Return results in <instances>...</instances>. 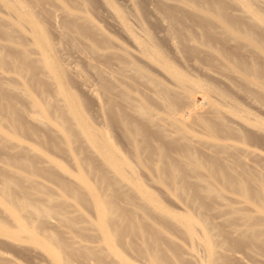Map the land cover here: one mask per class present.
I'll list each match as a JSON object with an SVG mask.
<instances>
[{
  "label": "rangeland",
  "instance_id": "obj_1",
  "mask_svg": "<svg viewBox=\"0 0 264 264\" xmlns=\"http://www.w3.org/2000/svg\"><path fill=\"white\" fill-rule=\"evenodd\" d=\"M37 1L35 0V2H33L32 4H38ZM43 1H45V4L43 2H41L42 5L40 4V2L39 4L46 10V13L47 10L53 9V7L49 5L52 0L50 1V3H48L47 0ZM75 1L77 0H68L67 2L69 3L66 2L67 4L62 3L64 2V0L59 1L61 2L60 4L57 2V0L52 1L55 4H51H53L54 6L56 5L55 11L53 12L58 13L55 15V13L51 12L52 10L48 11V13L50 12V15L52 17L49 16L48 13L46 14L44 12L45 10L40 8L37 4H35L33 8L35 11L38 10L36 13H39L38 16L39 19L41 18V21L43 15L46 14L43 18L44 24L48 22L46 19L50 21L49 17L53 18V16L55 15V21H51L50 24H52L54 28H57L58 26H56L54 22H56L57 25H60L58 24V22H61L63 18V15L59 13L60 6L66 9H72L71 6L78 3L81 6H78L79 8L77 7V5L73 6V9L76 10L75 12L82 13L83 8H85L87 11V17L96 25H98V28L102 34L104 33L105 35H110L111 38L116 42H120V44H122L123 46L131 49L132 43L130 41V38L128 39V37H126L127 35L125 36L124 33L122 34L121 30H119L118 32L119 28L117 29L116 26L113 27L111 18H109L110 16H112L111 13L113 7L117 8L118 6L119 8L117 9L125 14V17L127 15L126 19L129 17V20L127 19V22L130 28H134L133 30H135V33H142L143 31H145L150 36H152L154 39V43L159 50L158 53L166 60H168L171 65H173L177 69L187 72L194 77L196 76V78L200 77V79L203 78L206 79V81H212L217 85V87L224 90L228 94V96H231V98L240 106L243 112L249 116L250 123L264 121V110L261 111V108L257 106V103L255 101H249V97L247 98V95H245V93L248 92V87L233 77V73L230 72L224 59L225 57H229L232 61L254 62L264 67V53L257 50L255 47L248 46L241 40H234L230 32L226 34V32H224L219 27L214 15H210L207 17L211 26V34L205 36L203 34L204 30L202 26L204 18L201 17V14L198 12L197 7L187 3L186 1L103 0V3H106V1L108 2L106 3L107 7L105 4V7H102V0H100V2L99 0H92L91 2L89 0H84L85 2L81 0V2L83 1L82 3L80 2V0H78L79 2L77 1L76 3H74ZM30 2H32V0H30ZM257 2L258 0L256 1V3ZM70 3L74 4L72 5ZM259 3H261L262 5H260ZM263 3L264 0H259V2L257 3V6L259 7L262 15H264ZM225 5L228 13L231 16L240 18L243 21L244 19H246L243 16V12L240 7L234 5L231 2H227L225 3ZM36 6L37 8H35ZM130 7L133 9V11H131ZM56 8H58L57 11L59 12L56 11ZM76 8H78V10ZM109 8L111 9V13L109 11ZM167 10L174 13L179 20L178 26L180 33L178 37L176 35V37L172 39L174 41H172L171 39V41L169 39H166L168 38L166 35H169V33L165 34L164 32L166 31L163 28L167 25H162L165 23L167 24V22H165V13H162ZM0 11V17L2 18L5 14L8 13L6 7H4L2 3H0ZM86 11H84L85 15ZM57 15L62 16L58 22L56 21L58 20ZM5 16L6 18H4L3 20L7 19L13 21V19L8 18H13V15L7 14ZM158 16L164 17V20H161L162 23L160 22V18L162 17ZM132 17L134 18L132 19ZM158 18L159 20L156 21V19ZM108 19H110V22ZM45 20L47 22H45ZM159 23L161 24L159 25ZM50 24L44 25L47 30L52 26ZM23 27L22 32H25L26 29H23ZM54 28L51 27L52 30L49 29L48 33L52 34L53 32H55L54 35L58 33V30H53ZM165 28L166 30H168L167 27ZM57 29H59L58 34L60 36L63 35L60 34V28L58 27ZM50 31L53 32L50 33ZM162 33H164L165 37L162 36ZM58 34L57 36L55 35V37H52L54 36L53 34L50 36V38L52 37V41L57 45H59V40H61V38L64 42L68 41L66 40V38H64L65 35L60 37ZM188 35L192 36V40L190 41L191 43H188L187 45L184 42V39H187ZM21 36L22 35H20V37ZM1 38H5L2 39V41H8V43L7 41H4L8 46L4 42L2 43L1 40L0 46L6 45L7 47L4 48L8 50L9 46H11V40L9 41V39L4 37L3 35L0 37V39ZM54 38H56V40ZM177 38L179 40V43L177 42ZM57 41L59 42L57 43ZM169 41L172 44H169ZM28 42L29 44L31 42L29 38L27 36H23L20 43L21 45L22 43H26V45H28ZM14 43H16V46L20 44L19 42L15 41ZM65 43L62 44L61 40L62 50L66 51V49H63ZM67 43L70 42L68 41ZM81 43V41L76 42V48L74 47V50L76 49L75 52L71 51L73 49V46H71V44H68L69 46H71V48L68 45L65 46V48L69 50L66 51L65 54H68L67 52H69L70 54L68 55H70L71 60L75 59L74 62H70L71 60L68 59L64 54L61 56L64 51L62 52L61 48L59 47L60 45L58 46V49H60L61 51L59 52L58 50V54L63 60L68 59L67 62H70V65L73 66L76 64L75 68L85 78L89 79V82L92 83L93 80L90 81L92 78V74L91 72H89L86 63V59L88 61V57L83 50L80 51V49H83V43ZM15 45L12 44V46ZM32 45L33 44H30V49L32 48ZM170 45L172 47H170ZM16 46L15 48H12L14 51L16 50V48H18ZM176 46L177 48L175 49ZM187 46L190 48L191 46H194V49L190 51L187 49ZM12 49L8 51H11ZM33 50L35 51V49ZM76 51L77 53L80 51V53L76 54ZM82 52H84L83 54H85V56L87 57L85 60H82L83 57H85ZM71 53H75V55H72ZM32 54L33 55H31V57L34 56V53ZM63 56H65V59ZM81 60L82 62H84L83 64L82 62H80ZM93 62H95V60H93ZM147 68L151 73L156 75L165 83H169L165 79L166 72L161 70L157 64L153 63L151 66L148 65ZM2 69L3 70H0L2 71L1 73H3L0 74V82H2L3 80L4 81L0 83V88L7 91V93H9V91L11 90L9 94L15 95L16 97L15 100L10 97L15 102V107L17 106L16 108L22 110L20 111L22 114H25L26 112V114L22 115V117L19 116V121L22 125H24L26 130L16 131L12 122H10L4 115L0 113V183L1 178L6 180L8 190L20 198H28L32 201L42 203L47 207L61 204L63 210H65L68 215L75 220V226L73 227V229H69L66 226H62L61 224L58 225L57 220H55L54 218V221L52 219L50 223L31 219L29 220L28 230L39 238V240L41 241L39 244L23 237H19L16 239L9 238L6 235L0 234V251L4 252L7 256V259H0V264H49L47 259L49 255L47 246L51 245L53 247H56L54 235H60L65 239L74 240L75 243L74 241L73 243L76 247L82 245L88 248L101 249V262H99V259L93 255H80V253L78 252L79 249H76L77 252L73 255V257H71V260L68 264H117L114 261V256H121V259L127 262L126 264H154L146 255L144 243H142L141 239L136 236H127L123 241L115 243L112 247H101L99 239L100 237L94 225L92 224L96 220V212L91 204V201H88L90 200V198L86 194L87 190L83 187V179L100 194L101 198L107 205L118 207L120 212L124 214L125 217L132 218L134 222L139 224L140 227L146 228L149 232L157 231L159 247L161 248V251L165 258L172 264H264V240L258 239V241H253L251 235L248 232L244 231V222L238 217V214L232 210H229L228 207L219 204V201L222 198L229 205L234 206L236 209L250 212L251 214H253V216H255V218L264 219V210L258 207V205L254 201L248 199L246 196L239 195L236 192H233L232 189H229L228 187H223L224 185L220 181L211 180L205 176L197 179L198 175H195V171L191 169L187 170V181H185L191 185L187 186L186 188L193 193L195 190H198L199 193L193 194V207H186L185 205H183V203L180 202V199H178L176 192L166 190V183L162 182L159 177H157L155 168L158 167L157 165L161 164V162L163 161L170 160L173 161L174 164H176L178 167L185 166V148L183 146V143H181L177 138L161 137L158 133L154 132V130L156 129H146L142 134L144 139L147 140V143L141 144L142 148L138 152L139 158H135L136 154L134 152L133 144L127 138L117 119L109 122L108 120H104V117H97L99 113L95 112L97 110L96 105L93 104L94 101L91 100L92 102H88L89 98L82 96V89L79 87L78 91V85L73 86L75 82L72 83V87L70 86L71 89H74L73 87H77V89H74L72 91H75L74 93L76 95H81L80 97H83L85 100H87L84 109V115L87 121L92 126H94L103 136H105L108 142L111 143L115 148H117L119 154L129 162L130 168H128L126 171L124 170L123 173H121L119 171V167L108 163L104 158L101 157L96 147L85 138L76 124H72L70 127L71 129H68V131H65V129L61 127L58 128V122L54 120V117L56 118V113L58 112V106H56V102H59V100H57L55 97L49 98L52 101L47 100V97L52 93L49 95V91H51L50 81L47 82L48 79L46 77L45 79L42 77L44 76V72L40 73L39 75L41 76L43 74L41 76L42 79H47V81L39 80L41 79V77L38 76L37 71L36 75L39 78L34 75L37 80H34V77H32L31 79V76L28 74L25 75L24 72L20 73L17 71L18 74L20 73L19 75L24 74L26 76L24 77L25 79L29 78L30 80L26 79L30 81L28 82L25 79L22 80L21 78L23 77L18 76L17 72H15L14 69ZM10 70H13L14 72L12 73ZM86 70H88V74L86 73ZM209 70L211 71V73ZM9 71L11 73H9ZM39 71L40 70L38 69V72ZM6 72L9 74V76ZM218 72L228 76L229 81L226 80L225 83L223 81L224 79L213 76V74L219 75ZM206 74H208L207 76L210 77L211 75L214 78H207ZM14 75L16 77H14ZM7 77H12L13 79ZM6 79L10 81L13 80L14 82H21V86L26 89L29 94L24 92V89H21L22 87L20 86V84L17 85L18 83H14L12 81L15 85H17L14 86V84L10 81L6 83ZM9 82L10 84H12V87L14 86L13 89L15 90L11 89V85L9 84ZM31 82L32 85H39L40 89H38V86L37 91H35L36 86L29 87L28 84H26L29 83V85H31ZM44 83H49V88H44V90H42L41 87H44ZM24 84H26L27 86ZM136 88L140 91H147L146 89L141 87V85H138ZM46 89H48L47 92L45 91ZM16 90L19 91V94H17L18 96H16L15 92L18 93V91ZM31 90L35 91L33 93L36 97H38L40 93L42 95V93L45 92L46 95L47 93L48 95L47 97L43 98L42 96H40V101H38L40 103H38V98L36 99V97H33V93L30 92ZM38 91V95L35 94ZM21 92H24V94H20ZM25 93L27 99L25 98L26 96H24ZM196 93L201 94L200 92ZM196 93L195 95L198 96V94ZM32 98L36 100L35 105L39 104L38 107H34V105H31L33 104L31 102ZM250 102L252 105L250 104ZM174 103L176 111L183 110L185 116H192V113H190L192 110H188L187 102L183 101V98H178L177 102ZM254 103H256V105ZM155 105L156 113H158L159 117L164 118L163 116L165 113L162 111L161 105L158 103H155ZM32 108L33 110H30ZM28 111L30 112L29 114L27 113ZM33 111L35 114H33L34 116L32 118L35 117L36 121L30 116H27L32 114L31 112ZM127 115V117L129 118L137 120V117L132 113L128 112ZM40 120H43L45 123L43 124V121ZM36 122L41 124L36 125ZM47 125L48 127L51 125L52 126L47 129ZM231 125L235 129L233 134L235 138L233 139L237 138L239 132H251V134L253 135V140H249L250 147H253L254 149L256 148L258 151L262 152V155H264L263 133L255 131L250 126H248V124L246 126H239L237 124L234 125V123H231ZM39 126L41 128H39ZM53 126L55 128L57 126V128L55 129ZM34 128L35 130H33ZM42 128H44V130ZM200 130L204 131L201 127H196L195 125L191 126L188 129L189 134L191 133L190 135H192L194 140H202L201 142L204 141V143L207 144L206 141L210 140V138L206 137L208 139L203 140L204 138L201 139V137L197 136L200 135ZM205 135L206 134L202 132L200 136L205 137ZM137 137L140 142V140H142V135H138ZM256 137H258V139H255ZM203 144H201V146H197V149H205V144ZM158 148L163 151V155L159 154ZM204 151H206V149ZM198 152L204 158L212 156L209 154H205L206 152ZM249 157L250 156H247L246 160L244 161L245 163L242 162L237 165L238 170L243 171L244 173L249 172V175L251 177L259 176L261 172L264 175L263 156L260 155L259 158L258 156L257 158H255L256 156L252 155V157H250L251 159ZM12 158L26 160V163H28L29 165L25 170L20 169L10 161ZM248 160H250V162ZM249 165L253 167L250 168ZM63 183H67L68 185L78 190L85 197V199L80 200L79 198H75L72 194L66 191L65 187L62 185ZM181 183L183 182L180 179H178V182H176V184ZM206 184H212L213 188L219 190L217 191V193H220L215 194L205 191L204 188ZM138 185H141L149 193L156 197V199L165 208L159 210L152 207L151 203H149L148 197L144 196L138 190ZM7 207H9V201L7 199H4L0 194V223L10 230H15L18 224L23 221V215L19 211H16L15 213L8 211L6 209ZM168 210L175 212H184L192 215L193 217H196V219L200 221L199 224L201 228H203L202 230L207 233L209 248L206 249L205 244L202 243L203 241H201L199 238V240H197V236H199L198 231H196V235L194 237H189L182 225L179 226L170 218L162 220L161 214L163 212H168ZM52 222H54V224H52ZM32 247H35V250L32 249ZM208 251L214 253V255L216 252L214 259L211 256H207ZM236 255L238 256L237 258L234 257ZM120 264L123 263L121 262Z\"/></svg>",
  "mask_w": 264,
  "mask_h": 264
},
{
  "label": "bare ground",
  "instance_id": "obj_2",
  "mask_svg": "<svg viewBox=\"0 0 264 264\" xmlns=\"http://www.w3.org/2000/svg\"><path fill=\"white\" fill-rule=\"evenodd\" d=\"M50 1L51 0H47L48 3H50ZM52 1L51 3H53ZM59 1L57 0V2L60 4L61 2ZM67 1L68 0H64V2L62 3H69ZM77 1H75L74 3H76ZM89 1L91 2L92 0ZM182 1H186L187 3L197 7V10L201 14V17L204 18L202 26L204 30L203 34L205 36L211 34V26L207 17L210 15H214L219 27L224 32H226V34L230 32L234 40H241L248 46L255 47L257 50L264 53V15H262L259 7L257 6L259 0L257 3V0ZM33 2H35V0H32V2H30V0H0V3H2V5H4V7H6L8 11V13H6L13 15V18L7 16L8 18L13 19V21L7 19V21L3 20L4 18H6L5 15H7L4 12L3 13L5 14V17H0L1 36L3 35L7 39H9V41L11 40V43L13 45L16 44L14 43V41L20 43L22 37L27 36L31 41L30 44H33L32 48L35 49V51L32 48L31 50V46L28 42V45H26V43H22V45L20 43L18 44V46L15 45L18 48H16V50L14 51L12 48H15V46H12V44L10 43L12 47L9 46L8 50L12 49L14 52L12 50L8 51L4 48L8 46V41L4 40L7 41L6 43L2 41V39L5 38H1V42L6 43L7 46L5 44H3L5 46H0V67L14 69L15 72H24L25 75H30L31 79L32 77H34V75H36V71L39 77L43 75L42 74L40 76L39 74L44 72V76L42 77L44 79L46 77L48 81L47 79H42V77L39 80L47 82L50 81L51 91H49V95L52 93L50 96L47 97L48 93L46 95V92L48 89H46L45 93H42V95L40 93L39 96L36 97L33 92L37 91L39 85H32V82L31 85H29V83L26 84H28L29 87L36 86L35 91H30L31 93H33L32 95L33 97H36V99H39L40 96H42V98L47 97L48 99H46L48 101L50 100L49 98L54 97L59 100V102H56V106H58V112L56 113V118L54 117V120L58 122V128L61 127L65 129V131H68V129H71L70 127L72 124H76L85 138L96 147L98 153L108 163L119 167V171L121 173H123L124 170L126 171L128 168H130L129 162L119 154L117 148L109 143L105 136H103L94 126H92L87 121L84 115V109L87 100H85L83 97H80L81 95H76L74 93L75 91H72L74 89H77V87L79 91L80 87L84 93V95L82 93V96L89 98L90 101L88 100V102L94 101L93 104L96 105L97 110L95 112H98L100 114H98L99 116L97 115V117H104L103 119L108 120L109 122L117 119L127 138L133 144L134 152L136 154L135 158H139L138 152L142 148L141 144L147 143V140L144 139L142 134L146 129L151 130L154 128L156 129L154 130V132L158 133L161 137L177 138L181 143H183V146L185 148L184 157L186 159L185 166L178 167L176 164H174L173 161L167 160L161 162V164H158V167L155 168L157 177H159L162 182L166 183V190L176 192L178 199H180V202L183 203V205H185L186 207H193V194L199 193L198 190H195L193 193L186 188L187 186L191 185L188 184V182H185L187 181V170L193 169L195 171V175H198L197 179L205 176L211 180L220 181L224 185L223 187H228L229 189H232L233 192H236L239 195L246 196L248 199L254 201L258 205V207L264 210L263 173L261 172L259 176L251 177L249 175V172L244 173L237 168V165H239L240 163H245L244 161L246 160L247 156L252 157V155H255V158H257V156L259 158L261 155L264 159V155H262V152L258 151L256 148L254 149L253 147H250L249 140H253V135L251 134V132H239L237 138L233 139L235 138V136L233 135L235 129L231 125V123H234V125L237 124L239 126H246L248 124V126H250L255 131H259L260 133L264 134V121L250 123L249 116L243 112V110L231 98V96H228V94L224 90L217 87V85L212 81H206V79L202 78L203 80H205L203 81L202 79H200V77L196 78V76L194 77L187 72L177 69L173 65H171L168 60H166L158 53L159 50L156 47L152 36H150L145 31H143L142 33L136 31L139 33H135V30H133L134 28H130L127 22L129 20V17L127 18V20V15L125 17V14L117 9L119 8L117 5V8L113 7L112 13L111 9L109 8L112 16H108H110L109 18H111L113 27L116 26L117 29L119 28L118 32L119 30H121L122 34L124 33L125 36L127 35L126 37H128V39L130 38V41L132 43L131 49L123 46L122 44H120V42H116L111 38L110 35H105L104 33L102 34L98 28V25H96L87 17V11L85 8H83L82 13L75 12L76 10L73 9V6H81L78 3H73L74 5L70 3L73 5L71 6L72 9H66L60 6V12L57 11L58 8H56V11L61 13L63 15V18L61 22H58L62 16L57 15L58 17H56L58 20L56 21L60 25H57L56 22H54V24H56V26L60 28V34H63L61 36L65 35L66 37L64 36V38H66V40L70 42L67 43L68 41H65V43L61 38L62 44L65 43L63 49L69 51L67 48H65V46L71 44V46H73V49L70 50L75 52L76 49L74 50V47L76 42L81 41L83 43H81L83 47L80 45L83 48L80 49V51L83 50L85 52L86 56L88 57V61L85 54H83L84 52H82V54L85 57H83L82 60L86 59L87 67L89 69V72H91L92 74V78L90 81L93 80L92 83L89 82V79L85 78L75 68V63H73L75 64L73 66L70 65V62H74L75 59L71 60L70 55H68L70 53L67 52L68 54H65L66 51L62 50L61 40H59L60 42L57 41V43L59 42L60 46L52 41V37H55V35L57 36V34L59 33V29H57L58 27L54 28V26L50 24L51 21H55L54 17L56 14H58L56 12H53L55 11L56 7V5H53L55 3L49 4L54 9H50L52 10V13H55L53 18H51L52 16L50 15V12L48 13V11L50 10H47V13L49 14V16H51L49 17L50 21L45 18L49 22L48 23L45 20V22H47L46 24L52 25L51 27L54 28L53 30H58V33H56L55 35V32L50 31V33L53 32L52 34L54 35L50 38L52 34H49L48 30L51 29V27L49 25L50 28L47 30L44 26L46 24L43 23L44 15H46L47 13L46 10L42 8L41 2L44 3L45 1L39 0L37 1L38 4H32ZM39 2L41 5L39 4ZM227 2H231L234 5L240 7L243 12V16L246 19H244L243 21L240 18L231 16L226 9L225 3ZM106 3L108 2L106 1ZM106 3L104 2L103 5L105 4L107 7ZM35 4L39 5L40 8L45 10L44 12L46 14L43 15L42 21L41 18L39 19V13H36L38 10L35 11L33 8ZM259 4L262 5L261 3ZM103 5L102 7H105V5ZM35 8H37V6ZM78 8L76 9L78 10ZM130 9L131 11H133L131 7ZM84 11H86V15ZM162 13H165V22H167V24L163 22L165 24L162 25H167L165 27H167L168 29L166 30V28L164 27L163 29H165L166 31L164 33H169V35H166L168 37L166 39L172 40L176 37V35L178 37L180 33L178 18L169 10ZM134 17H132V19ZM158 17H162L160 18V22L161 20H164L163 16ZM108 20L110 22V19ZM157 20H159V18L156 19V21ZM161 23H159V25ZM22 27L23 29H26L25 32H22ZM164 33H162V36H164ZM20 35L22 36L20 37ZM54 39L56 40V38ZM191 40L192 36L188 35L187 39H184V42L188 45V43H191ZM177 42L179 43V40ZM169 44L172 43L170 42ZM58 46L61 48L62 52L64 51V53H60L61 56L64 54L68 59L71 60L70 62H67L68 59H65V56L63 57L66 61L60 57V55L58 54V50L59 52L61 50L58 49ZM71 46L69 47L71 48ZM170 47L172 46L170 45ZM176 48L177 46L175 47V49ZM187 49L191 51L194 49V46H191V48L187 46ZM77 51L76 54L80 53V51L78 53ZM29 52L34 53V56L31 57V55L33 54H30ZM72 55H75V53ZM224 59L230 72L233 73V77L248 87V92L245 93V95H247V98L249 97V101H255L257 103V106L261 108L260 110L263 111L264 67L254 62L232 61L229 57H225ZM82 60L80 62H82ZM93 60H95V62H93ZM83 63L84 62H82V64ZM153 63L157 64L161 70L166 72L165 79L169 83H165L163 80H161L148 70V65L151 66ZM2 68H0V70H3ZM38 69L40 70L39 72ZM10 71L9 73L14 72L13 70L11 72ZM1 72L2 71H0V74H3ZM87 72L88 70H86V73ZM19 74L18 76L23 77L21 78L22 80L25 79L24 77L26 76L24 74H22L23 76ZM218 74L219 75L213 74V76L224 79V82L226 80L229 81V77L225 74L219 72ZM207 75L208 74H206V77L208 78L209 76ZM38 76L37 78H39ZM213 76L210 75L209 78H212ZM14 77L16 76L14 75ZM37 78L34 77V80H37ZM6 80V83L10 81L8 79ZM29 80L26 81L30 82ZM12 81L13 80H11L10 82L13 83L14 81ZM74 82L75 84L73 86H78L76 88L73 87L74 89H71L72 83ZM14 83H18L17 85H19L21 82ZM10 85L11 89H13L14 86H17L15 84L13 87L12 84ZM21 85L22 84H20V86ZM138 85H141V87H143L147 91L145 90L146 92H144V90H138L136 88ZM44 88H49V83H44V87L42 86L41 89L44 90ZM21 89L24 88L22 87ZM38 89H40V86ZM10 92L11 90L9 91V93ZM24 92L28 93L26 89H24ZM24 92H21L20 94H24ZM196 92H200L201 94H198ZM9 93L0 88V113L4 115L10 122H12L16 131L26 130L24 125H22L19 121V116L22 117V115H25L26 112L25 114H22L20 112L22 110L16 108L17 106L15 107V102L13 101V99L15 100L16 97L15 95H11ZM15 93L16 96H18L17 94H19V91L18 93ZM26 93L24 96H26ZM37 93H39V91L35 94ZM195 93L198 94V96H196ZM10 97L13 99H11ZM25 98L27 99V96ZM178 98H183V101L187 102L188 110H192L190 112L192 113V116H185L183 110L176 111L174 102H177ZM38 99L37 102L40 101V99ZM35 101L36 100L32 98L31 102L33 104L31 105H34V107H38L39 104L35 105ZM155 103L161 105L162 111L165 113L163 116L164 118L159 117L158 113H156ZM256 103L254 104L256 105ZM33 108L30 110H33ZM29 111L27 112L28 114L30 113ZM128 112L135 115L137 117V120L127 117ZM31 113L32 114L27 116H30L32 118L34 116L33 114L35 113L34 111ZM32 119L36 121L35 117ZM42 123L44 124L45 122L43 121ZM37 124L41 123L36 122V125ZM194 125L196 127H201L204 131L200 130V132H204L206 134L205 137L200 136L201 133L197 136L201 137V139L204 138L203 140H207L208 138L206 137L210 138V140L206 141L207 144H205L204 141L201 142L202 140H194L192 135H190L191 133L189 134L188 129ZM49 127L47 125V129ZM39 128L41 127L39 126ZM42 129L44 130V128ZM33 130H35V128ZM138 135H142V140H140V142L137 137ZM255 139H258V137H256ZM201 144L206 147V151H204L205 149H201L202 151L197 149V146H201ZM158 151L160 155H163V151L161 149H159ZM198 151L203 153L206 152L205 154H209L212 156L204 158ZM10 161L16 167L23 170H25L29 165L28 163H26V160L22 159L12 158ZM248 161L250 162V160ZM252 167L250 166V168ZM178 179L182 180L183 183L176 184V182H178ZM82 184L83 187L87 190L86 194L90 198V200H87L91 201V204L96 212V220L92 224L94 225L100 237L99 239L101 247H112L115 243L123 241L127 236H136L141 239L142 243H144L146 255L154 264H172L165 258L161 251V248L159 247L157 231L149 232L146 228L140 227L139 224L134 222L132 218L125 217L124 214L120 212L118 207L107 205L101 198L100 194L95 191V189H93L84 179L82 180ZM62 185L65 187L66 191L72 194L75 198H79L80 200L85 199V197L72 186L68 185L67 183H63ZM204 189L209 193H220H217V191L219 190L213 188L212 184H206ZM138 190L144 196L148 197L149 203H151L152 207L159 210L165 208L156 199V197H154L141 185H138ZM0 194L4 199H7L9 201V207L6 208L8 211H11L13 213L19 211L23 215V221L18 224L15 230H10L0 223V234L6 235L9 238L17 239L19 237H23L39 244L41 242L39 238L28 230L29 220L31 219L50 223V221H52V219L54 218L55 220H57L58 225L61 224L62 226H66L69 229H73V227L75 226V220L70 217L65 210H63L61 204L47 207L42 203L32 201L28 198H20L8 190L6 180H4L3 178H1L0 183ZM219 204L228 207L229 210H232L238 214V217L244 222V231L248 232L251 235L253 241H258V239L264 240V219L255 218V216H253V214H251L250 212L236 209L234 206L229 205L222 198L220 199ZM166 218L172 219V221L174 223H177L179 226L182 225L189 237H194L196 235V231H198L199 236H197V240L200 239L201 241H203L202 243L205 244L206 249L209 248L207 233L202 230L203 228H201L199 224L200 221L196 219V217H193L188 213L168 210V212H163L161 214L162 220H166ZM52 224H54V222H52ZM54 241L57 248L51 245L47 246L49 252L47 259L49 264H68L71 260V257H73V255L77 252L76 249H79L78 252L82 256L93 255L99 259V262L102 261L100 252L101 249L99 248H88L82 245L76 247L74 245V240L65 239L60 235H54ZM32 249L35 250V247H32ZM207 254L208 257L211 256L214 259L216 252L215 255L214 253H211L209 251L207 252ZM114 257V261L117 264H120L121 262L123 264L127 263L123 261V259H121V256ZM234 257L237 258L238 256L236 255ZM0 259H7L6 254L2 251H0Z\"/></svg>",
  "mask_w": 264,
  "mask_h": 264
}]
</instances>
